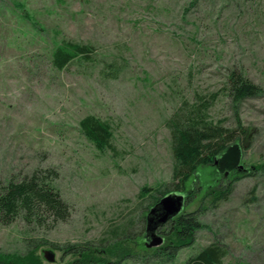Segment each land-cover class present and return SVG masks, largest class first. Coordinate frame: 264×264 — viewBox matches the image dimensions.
I'll use <instances>...</instances> for the list:
<instances>
[{"label":"rangeland","instance_id":"1","mask_svg":"<svg viewBox=\"0 0 264 264\" xmlns=\"http://www.w3.org/2000/svg\"><path fill=\"white\" fill-rule=\"evenodd\" d=\"M61 40L93 46L94 62L57 71L50 55ZM232 71L261 94L234 103ZM205 102L210 120L227 129L239 121L249 135L237 143L235 163L226 155L215 166L233 181L230 196L202 212L205 228L193 246L167 264H185L211 243L224 246L222 264H264V174L234 179L238 169L264 163V0H0V187L50 172L67 206L64 220L19 214L0 223V256L65 264L70 257L53 248L115 239L111 231L132 220L118 247L133 257L121 264H163L141 229L148 200L139 193L172 182L165 123ZM86 116L110 124L114 154L81 134ZM213 173L201 168V184ZM203 194L185 211L199 209Z\"/></svg>","mask_w":264,"mask_h":264},{"label":"trees","instance_id":"2","mask_svg":"<svg viewBox=\"0 0 264 264\" xmlns=\"http://www.w3.org/2000/svg\"><path fill=\"white\" fill-rule=\"evenodd\" d=\"M15 6L20 8L21 12L23 11L22 17L27 21L31 20L32 25L36 28V23L28 16L22 6L19 4H15ZM50 57L53 68L62 71L74 61L93 63L95 49L89 44L61 40L52 49ZM227 86L228 93L236 104L245 99L257 97L262 92L241 73L234 71L227 76ZM209 106L210 104L207 102L199 106H185L179 108L167 120L165 125L169 129L170 150L174 161L172 182L165 189L156 190L155 194H151V189L148 188H142L139 193L141 200H148V204L145 205V212H143L144 215L140 218L142 230L147 226V215L150 209L163 197L172 194L182 198L181 211L157 227L158 232L162 235L163 243L159 247L152 248V251L153 256L160 258L159 260L163 264L173 261L181 249L193 246L196 232L205 228L200 221L202 212L207 208H216L219 203L228 199L232 191L233 181L228 180L227 173L217 174L215 166L220 162V158L224 160L226 155L231 157L225 158L228 159L227 165L235 163L239 155L236 145L242 138H247L249 135L247 130L241 127L239 121L238 127L227 129L222 125V122L210 120L207 116ZM78 127L81 134L98 152L115 153V148L111 143L112 130L108 122L94 116H86L79 121ZM210 166L213 167L214 178L212 177L211 183L202 185L199 170ZM241 171L239 169L235 171L238 174L234 178L235 180L240 179L243 175L264 174V163L251 166L246 172ZM49 173L42 175L35 171L21 180L11 179L0 187L1 224H10L19 214H22L25 219L41 213H45L53 219H66L67 206L53 187L54 177H51ZM203 192L201 199L198 200V208H200L186 212V208L195 197ZM132 225L133 221L129 220L126 226L115 228L111 232L116 238L106 239L98 245H71L61 249H53L61 251L66 257H70V260L65 264H121L123 258L133 257L130 252L118 247L127 239L129 235L127 231ZM144 249L145 251L148 250L146 247ZM120 253L122 254L119 257ZM225 255L224 246L219 243H211L198 249L185 264H222ZM0 264L42 263L37 257L29 255L14 259L0 256Z\"/></svg>","mask_w":264,"mask_h":264},{"label":"water","instance_id":"3","mask_svg":"<svg viewBox=\"0 0 264 264\" xmlns=\"http://www.w3.org/2000/svg\"><path fill=\"white\" fill-rule=\"evenodd\" d=\"M182 207V198L177 195H167L163 197L147 215L146 235L150 239L148 246L150 248L159 247L163 239L155 231L158 226L164 224L167 220L176 216ZM156 221V222H154Z\"/></svg>","mask_w":264,"mask_h":264},{"label":"flooded vegetation","instance_id":"4","mask_svg":"<svg viewBox=\"0 0 264 264\" xmlns=\"http://www.w3.org/2000/svg\"><path fill=\"white\" fill-rule=\"evenodd\" d=\"M155 233H156V234L158 233V229H156Z\"/></svg>","mask_w":264,"mask_h":264}]
</instances>
